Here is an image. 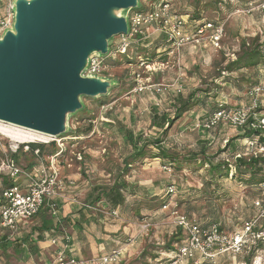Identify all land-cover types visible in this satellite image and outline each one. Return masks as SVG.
<instances>
[{"label": "rangeland", "instance_id": "rangeland-1", "mask_svg": "<svg viewBox=\"0 0 264 264\" xmlns=\"http://www.w3.org/2000/svg\"><path fill=\"white\" fill-rule=\"evenodd\" d=\"M139 1V7L151 9L159 0ZM169 1L172 13L183 17L186 35H194L197 30L212 23L209 22L211 20L216 22L213 23L214 28H205L199 43L191 41L180 48L175 47L173 53L165 54V45L155 53L150 51L152 62L148 66L140 65L141 58L146 57L141 45L130 47L129 57L115 53L105 56L106 69L102 77L115 81L109 95L81 97L83 108L68 116L67 132L60 137H50L45 142L28 141L36 143L41 149L46 146L41 160L31 151H19L28 142L11 141L0 132V162L6 156H13L15 148L19 147L14 159L26 172L37 175L35 167L47 165L52 152H61L56 158V167L65 190L63 199L67 202L83 203L95 186L105 188L120 178L125 180L123 195L126 203L123 206L114 208L112 205L111 209L112 206L106 208L96 203L95 209H91L95 218L103 219L104 223V239L93 240L94 247L101 243L108 246L111 237L107 238V235L118 232L116 235L128 254L126 259L114 264H170L175 253L166 251L167 245L171 240L183 238L176 225L174 211L202 223L217 222L227 235H246L241 254L229 252L204 261L200 259V253H196L198 264H264V188L259 190L239 185L230 176L216 179L215 185H206L210 179L209 164L204 163L202 150L207 153V158L216 156L215 161L228 159L234 163L232 154L237 147L246 144L247 129L225 124L205 131L198 126L208 112L219 106L217 100L233 108L251 103L248 92L256 81L257 70L251 68L245 74L243 72L247 70L228 73L223 69L239 56L244 42L250 43L258 36L264 38V0ZM7 14V7L0 6V17ZM122 14H128V11ZM216 28L223 30L218 43L214 41ZM162 35L156 33L151 37L156 36L154 41H164ZM111 42L113 46L118 44V37ZM225 75L232 80L225 81ZM247 76L251 80H247ZM141 85L146 87L145 90L136 91L135 88ZM152 85L161 90L149 89ZM196 88L210 90L211 97H208L206 105H196L178 119L162 144L173 154L188 157V161L173 164L162 157H144L133 162L127 171H122L125 170V159L134 149L127 139V132H132L134 137L142 134L143 138L155 139L160 128L151 127L154 108L170 110L176 95L181 93L186 96ZM261 102L264 113V95ZM225 147L226 152H220ZM149 148L151 152L158 153L154 145ZM234 172L235 169L231 171L232 174ZM1 176L3 180L7 179V175ZM24 180L25 176L19 179ZM3 184L6 185V182ZM171 185L175 187V192L168 194ZM113 209L118 211V215H111ZM36 218L26 222L31 227V233L35 230L34 223L39 221ZM146 220L152 221L153 226L142 231L140 225ZM113 223L118 225L116 229L119 231H113V228L112 232L107 230ZM248 226H253L252 232L249 230L247 233ZM90 228L89 233L94 236L99 234V225ZM67 231L74 233L70 228ZM23 234L26 240L28 234ZM48 238L40 239L42 243L37 246L44 245L42 251L50 253V247L46 246ZM27 241L26 264H43L40 257H36V242L31 244L33 241ZM84 255L83 259L93 257ZM189 259L180 264H193Z\"/></svg>", "mask_w": 264, "mask_h": 264}, {"label": "water", "instance_id": "water-1", "mask_svg": "<svg viewBox=\"0 0 264 264\" xmlns=\"http://www.w3.org/2000/svg\"><path fill=\"white\" fill-rule=\"evenodd\" d=\"M139 0H14L0 36V121L50 137L67 132L81 97L107 96L115 81L84 74L93 55L129 33ZM128 11V14H122Z\"/></svg>", "mask_w": 264, "mask_h": 264}, {"label": "built area", "instance_id": "built-area-1", "mask_svg": "<svg viewBox=\"0 0 264 264\" xmlns=\"http://www.w3.org/2000/svg\"><path fill=\"white\" fill-rule=\"evenodd\" d=\"M13 2L14 0H0V4L7 7L8 11L6 16L0 17V36L13 24L15 15ZM172 9L173 7L169 0H159L153 4L151 9L140 7L139 9L132 10L129 13V33L117 36L119 42L114 46L111 44L108 56L114 53L122 56L128 55L130 47L139 41L140 38H147L156 33L165 35L170 43L168 54L173 53L175 47L180 48L191 41L199 43L201 40L199 37L203 34L205 28H214V24L209 23L197 30L194 35H186V23L183 17L172 13ZM222 31L221 28H216L214 35L215 43L221 40ZM104 58L105 56L93 55L89 68L84 74L104 75L103 73L106 69ZM141 59L140 65L148 66L147 59ZM154 87L152 85L149 89H155L157 92L161 90L159 87ZM144 88L146 87L141 85L135 89L136 91H142L145 90ZM248 93L251 99V103L248 105L241 108L221 105L220 108L202 118L198 126L205 131L225 124L237 129L246 128L248 131L254 132L261 130V134H252L250 137H247L245 145L248 152L253 153L255 156L264 155V113L261 109L264 82L257 83L251 87ZM18 150L19 147L15 148L14 152ZM29 151L38 157L41 153V148L36 147L32 151V147L28 142L23 147V152L28 153ZM58 152L50 156L47 165H40L34 168L39 175H32L31 171L29 173L26 172L13 156H6L0 162V170L17 182L15 185L7 187L2 191V200L0 202V224L11 231L12 234L19 230L21 222H26L33 218L46 202L49 203L56 198H65L63 182L56 167V158L61 155V152ZM22 176H25V180L19 181ZM174 192L175 187L169 186L167 193L171 194ZM82 205L90 209L93 208L88 204ZM167 206L166 204L165 207ZM173 213L176 215V225L182 228L184 234L187 236V241L172 251V253H175V257L172 258L173 261L170 264H180L184 259L196 256V253H200V259L206 261L229 252L236 255L244 251L246 235L238 233L227 235L217 225H213L210 229H202L196 221H192L186 215L178 214L177 211ZM113 214L118 215V211L113 209L111 215ZM152 226L153 223L150 220H146L140 225L142 231L150 230ZM250 228L249 226L247 227V233ZM66 239L67 241L71 240L69 236ZM50 240L53 244L60 243L56 238H51ZM68 250H70L69 244H64L57 251L55 259L47 264H114L119 262L124 255L125 247L115 248L94 259H79L68 254ZM194 264H198V259H196Z\"/></svg>", "mask_w": 264, "mask_h": 264}, {"label": "trees", "instance_id": "trees-1", "mask_svg": "<svg viewBox=\"0 0 264 264\" xmlns=\"http://www.w3.org/2000/svg\"><path fill=\"white\" fill-rule=\"evenodd\" d=\"M0 6H3V4H1ZM209 22L216 23L212 20ZM162 36L166 44L161 39L160 40L157 39V41H154L153 39H155L156 36L154 37L150 36L147 38H140V40L135 42L132 46L141 45L142 48L144 47L143 53H145V56H146L145 59H147L148 63H151L152 56L149 55L150 51L152 53H155L158 48L165 45L164 47L165 54H168V51H169L168 48L170 46V43L168 42V39H166L165 35H162ZM125 56H128V55H125ZM251 68H254L257 70L256 71L257 72L256 81H253L254 84L251 85V87H253L257 83L264 82V38L261 39L259 36L255 37V39H253L250 43L244 42L242 46V51L239 53V56L235 60L229 62L224 67L223 70L227 71L228 73H234V72H240V71L247 70L246 72H243L246 74V73H249ZM227 77L228 75L224 76V78H226L225 81L232 80V78H227ZM246 78L247 80H251V77L249 76H247ZM210 95H211L210 90L208 89L203 90L200 88H196L192 90L186 96L181 93L176 95L172 106H170L172 110L171 109L168 110L165 108H161V109L154 108V111L151 112V115H152L151 116V122H152L151 127L158 128V129L160 128V131L157 134V137L155 139L149 140V138H143L144 136H142V134L134 137L132 132H127V135H128L127 139H129V142L131 143L134 149L132 153L129 154V157L125 159L124 166H123L125 170L122 169V171H127L128 167L132 165L133 162L139 159H143L144 157H151V158L162 157L164 159H168L173 164H177V162H180L181 160L188 161V157L181 156L178 154H173L168 148L164 147L162 144L165 142V138L168 136V132L175 125L177 120L180 119L185 113L191 111V109H193L194 106L199 105V104L206 105V101L208 97H211ZM217 103L219 106L216 109L220 108L222 105L221 103H219L218 100H217ZM224 106L229 107V105H225V104ZM214 110L208 112L206 116H208V114H210ZM216 128H212L210 130H213ZM245 131H246L245 139L247 137H250L252 134L258 135L262 133L261 130H258L255 132L250 131V130L249 131L245 130ZM229 144L227 145L229 146ZM30 145L32 147V151L34 148L39 147L36 143H30ZM52 145L55 147L56 146L55 142H53ZM151 145H154V147L158 148L157 154L149 150L150 149L149 147ZM40 146L43 147L44 145H40ZM228 146L227 148H229ZM23 147L24 145L21 146L19 151H22ZM45 148L46 146H44V148L41 149L40 155L38 157L36 156L39 160L42 159L41 157L44 155ZM227 148L225 147V150H221L220 152H226ZM54 153L55 151L52 152L51 155H53ZM202 153L204 156V163L207 162L209 164L210 179L206 181L207 186L215 185L216 179L217 180L226 179L230 176L232 178H235L239 185H247V186H250L251 188L253 187L258 188L259 190L260 189L262 190L264 188V155L260 154L259 156H255L253 153L248 152L245 144H243L242 147H237L234 150V153L232 154V157H231L234 163H231V161H229L228 159L223 160V161L222 160L215 161L216 156L215 157L210 156L209 158H207L206 157L207 153L205 152V150H202ZM12 155L15 158L17 156V152L13 153ZM237 156H240V157H237ZM234 169H235V172L232 174L231 171ZM4 182H6L7 186L12 184L10 180H6ZM125 187H126L125 180H122V178H120L119 180H116L111 186H107L105 188L101 186H95L92 192H90L86 196V200L84 204H88L89 206L94 207L96 203H99V205L102 204L106 208H108L107 206L111 207L112 205L114 206V208H118L117 206H123V204L126 203V198L123 195V191L126 189ZM213 193H212V196H213ZM60 200L62 201L63 199L56 198V199H53L49 203L46 202V204L43 205V208L34 217L44 214L47 210L49 211L50 209L52 216L54 218H58L61 215L60 214L61 205L59 204ZM113 206L111 207V209L113 208ZM84 207L87 210H90V208L86 206ZM186 216L189 218L188 215ZM64 220L66 221L67 218ZM192 221L194 222L196 221L201 226L202 229H210L212 228L213 225H217L222 230V226L217 222H211V223L206 224V223H202L201 221L197 219L192 220ZM64 223L69 224L67 223V221ZM178 229L182 232L181 234L183 238L181 237L177 239L176 241L171 240L170 243H168L167 245L166 251H169V252L174 251L175 248L179 247V245H182L187 241V236L184 234L182 228L179 226ZM251 229H253V226L252 228H250V230ZM47 230L50 231L48 235L58 232L60 235H56L53 238H56L57 240H59L61 245L69 244V248H70V245L72 244L71 234L67 231L66 228L64 227L61 228V224L59 223L58 220H56V222L55 221L53 222L52 219L44 220L43 225L39 231V239L45 238L44 233L47 232ZM252 231L253 230H251V232ZM67 236H69V238L71 239L70 241H67L66 239ZM97 257H92L91 259H94ZM195 259L196 257L194 256L193 258H190L189 260L194 261L195 263Z\"/></svg>", "mask_w": 264, "mask_h": 264}, {"label": "crops", "instance_id": "crops-1", "mask_svg": "<svg viewBox=\"0 0 264 264\" xmlns=\"http://www.w3.org/2000/svg\"><path fill=\"white\" fill-rule=\"evenodd\" d=\"M244 104V103H242ZM22 143V142H21ZM2 174H4L1 170H0V202L2 200V191L10 186L15 185L17 182L15 180H12L9 176H7V179L4 180H9L11 181V185H5L3 184L2 187V183L4 182V180L2 179ZM62 203V204H61ZM59 204L61 205V211H60V216L58 218H54L51 214V211L49 209V211H46L44 214H41L39 216H37V221L35 224V230L33 233H31V227H29V224H27L26 222L28 221H23L20 224V228L17 232H15L14 234H12L11 231H9L8 229L4 228L1 224H0V264H26L25 260H26V245L28 243L27 240L33 241V243L31 244H35L36 242V246L38 245V243H42L39 239V231L40 228L43 225V221L47 220V219H52L53 222L56 220L59 221V223L61 224V228L64 227L66 229H71L74 233L70 232L71 237H72V241H71V245H70V250H68V254H71V256H75L79 259L86 257L84 254H87L88 256H93V257H97V256H102L103 254H106L112 250H114L115 248H119V247H124V245H120L121 241L119 240L120 238H118V236L116 235V233L118 232H113L110 233L109 235H107V238L111 237V243H107L109 244L108 246L105 245L104 243H101L100 245L97 244L96 247H94L93 245V240L97 241L98 239L102 240L104 239L103 236V229H104V223L102 222L103 219H99V218H95V214L92 213L91 209L87 210L82 204H84V202L82 203L81 201L77 202H73V201H65L64 199L61 201H59ZM93 209H95L93 207ZM46 210V209H45ZM67 218V223H69V226H66L67 224H65L64 222H66L64 219ZM60 219V220H59ZM95 226L100 228V232L99 234H97L99 237H97V235H93L89 232H91V228L90 226ZM118 225L113 223V225H109L107 227V230H109L110 232H112V228L114 229L113 231H119L116 229ZM69 227V228H68ZM115 227V228H114ZM120 229V228H119ZM49 230V229H48ZM44 233L45 238L46 235L50 238H48V242H46V246L50 247L49 249L51 250L50 253H47L46 251H42L43 248H45L44 245H39L36 247V249H38L36 251V257L39 256L40 260L43 261V264H47L48 262L52 261L53 259H55L57 251H59V249L61 247H63V245H61L60 243L58 244H51V238H53L56 235H60L58 232L57 233H52L51 236L50 234L48 235V233H50V231H48ZM23 233H27L28 235L31 234V236L28 239V235L26 236L27 240H25L23 238ZM34 233H35V240H34ZM58 237V236H57ZM47 240V239H45ZM86 242V243H85ZM90 243V244H88ZM119 246V247H117ZM169 252V251H168ZM167 252V253H168ZM172 252V251H171ZM126 253V254H124ZM123 256L121 257L120 261L123 259H126V257L128 256L126 250L124 252ZM51 254V255H50ZM30 255V254H29ZM88 258V257H87ZM196 260V259H195ZM190 261V260H189ZM194 263V261H193Z\"/></svg>", "mask_w": 264, "mask_h": 264}, {"label": "bare ground", "instance_id": "bare-ground-1", "mask_svg": "<svg viewBox=\"0 0 264 264\" xmlns=\"http://www.w3.org/2000/svg\"><path fill=\"white\" fill-rule=\"evenodd\" d=\"M0 132L7 136L11 141L14 142H28V141H49L50 136L42 134L33 130H26L14 125L4 124L0 121Z\"/></svg>", "mask_w": 264, "mask_h": 264}]
</instances>
